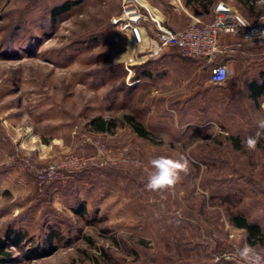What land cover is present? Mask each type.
Here are the masks:
<instances>
[{
    "label": "rangeland",
    "instance_id": "374dc122",
    "mask_svg": "<svg viewBox=\"0 0 264 264\" xmlns=\"http://www.w3.org/2000/svg\"><path fill=\"white\" fill-rule=\"evenodd\" d=\"M61 1L0 0L5 264H233L222 255L250 243L229 210L264 230V138L255 151L242 143L264 117V96L255 102L247 86L263 67L259 56L233 64L216 85L205 60L180 49L141 60L142 48L113 22L123 0H82L54 19L50 9ZM126 113L153 140L140 137ZM96 117L116 126L98 137ZM72 152L97 159L41 184L39 171ZM180 155L189 162L181 180L148 190L150 161ZM81 205L84 213L76 212ZM15 232L25 238L20 245ZM252 246L264 254V242Z\"/></svg>",
    "mask_w": 264,
    "mask_h": 264
},
{
    "label": "built area",
    "instance_id": "2783aa9c",
    "mask_svg": "<svg viewBox=\"0 0 264 264\" xmlns=\"http://www.w3.org/2000/svg\"><path fill=\"white\" fill-rule=\"evenodd\" d=\"M146 0H123V13L115 17L113 22L118 28L129 35L139 45L144 53L141 60L145 61L150 56H157L161 52L177 47L189 57L205 60L210 68V82L224 85L233 74V62L227 57L223 62L218 59L227 55L238 53L246 44H258L264 40V21H250L237 11L233 10L224 1H219L215 6L213 20L204 22L198 19L191 20L184 28L174 30L164 26L161 11L152 5H146ZM223 35H239L240 39L232 42L222 41ZM138 53L130 56L125 62L128 64ZM227 68L230 76L220 79V73ZM100 136L106 131H91ZM88 140L83 139L79 147L85 146ZM96 156L86 157L77 152L69 153L39 171L38 178L41 184H48L55 179L63 178L66 168H80ZM222 258L233 264H243L236 253H224Z\"/></svg>",
    "mask_w": 264,
    "mask_h": 264
},
{
    "label": "trees",
    "instance_id": "16d2710c",
    "mask_svg": "<svg viewBox=\"0 0 264 264\" xmlns=\"http://www.w3.org/2000/svg\"><path fill=\"white\" fill-rule=\"evenodd\" d=\"M82 0H63L55 5H53L50 9L52 17L55 19L61 14L71 10L74 6L79 4ZM202 3V0H200ZM174 29V28H171ZM178 49L177 47H175ZM228 57H222V61L225 60ZM198 59V58H197ZM150 71H144L142 74L135 75L134 77L136 79L140 77H147L150 76ZM248 90L250 97L255 101L259 103V100L261 97L264 96V68L260 69L258 74L254 76L252 79H250L248 83ZM124 121L129 124L132 129L142 138L144 139H151L153 140V133L144 125V123L137 119V117L134 114L126 113L123 116ZM92 124L94 128L100 131H107L111 129V127L116 126L114 119H107L104 117H96L92 119ZM230 139L233 143L236 144L238 148H241V141L239 137L230 136ZM259 144H262L259 142ZM264 148V147H263ZM224 203H232V198L228 195H225L223 198ZM76 212L84 213L85 206L81 205L79 208H75ZM229 218L231 222L246 231L248 241L251 245H257L261 242H264V230L261 226V224L256 221L252 220L246 215L245 213L241 211H232L229 210ZM13 243L16 245H20L25 238L21 233L15 232L12 236ZM11 243L9 242L8 238L2 237L0 235V264H5L7 261H9V257L11 255L9 249H10Z\"/></svg>",
    "mask_w": 264,
    "mask_h": 264
},
{
    "label": "crops",
    "instance_id": "0c3cea01",
    "mask_svg": "<svg viewBox=\"0 0 264 264\" xmlns=\"http://www.w3.org/2000/svg\"><path fill=\"white\" fill-rule=\"evenodd\" d=\"M150 3L159 6L164 14L165 21H169L170 27L174 30L184 28L191 20L198 19L209 22L214 18L215 6L219 1H224L233 10L237 11L250 21H264V0H148ZM166 6L165 11L162 7ZM172 17V18H171ZM173 20V23L171 22ZM180 20V21H178ZM222 41L232 42L240 39L239 35H223ZM258 57L261 67L264 68V43L246 44L235 54L228 55L232 58L235 67L249 62L248 58ZM261 57H263L261 59ZM259 63V64H260Z\"/></svg>",
    "mask_w": 264,
    "mask_h": 264
},
{
    "label": "clouds",
    "instance_id": "9594fccd",
    "mask_svg": "<svg viewBox=\"0 0 264 264\" xmlns=\"http://www.w3.org/2000/svg\"><path fill=\"white\" fill-rule=\"evenodd\" d=\"M264 36V33H260ZM230 76L227 68L220 73V79L224 80ZM257 130L254 134L248 135L242 143L249 151H255L261 138H264V117L256 122ZM152 171L149 173L146 188L150 191H161L171 189L181 180V173L189 171V162L183 156L171 158L168 156H159L150 161ZM238 256L243 264H264V254L257 251L252 245L245 243L238 250Z\"/></svg>",
    "mask_w": 264,
    "mask_h": 264
}]
</instances>
